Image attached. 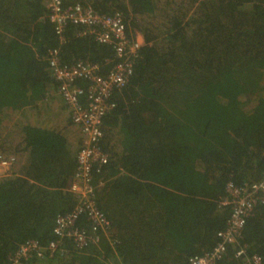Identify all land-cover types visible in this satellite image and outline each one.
<instances>
[{
    "label": "trees",
    "instance_id": "16d2710c",
    "mask_svg": "<svg viewBox=\"0 0 264 264\" xmlns=\"http://www.w3.org/2000/svg\"><path fill=\"white\" fill-rule=\"evenodd\" d=\"M63 1L120 11L143 37L133 74L102 120L109 161L92 180L119 242L114 251L102 238L82 252L65 241L62 253L18 264H187L226 225L227 183L264 173V0ZM47 2L0 0V153L26 154L18 174L0 176V264H13L26 240L45 246L56 216L76 203L67 188L80 131L73 138L42 117L60 109L48 98L57 91L48 50L102 72L113 64L111 47L76 36L74 25L60 44ZM252 254L264 262V203L216 264H245Z\"/></svg>",
    "mask_w": 264,
    "mask_h": 264
},
{
    "label": "built area",
    "instance_id": "2783aa9c",
    "mask_svg": "<svg viewBox=\"0 0 264 264\" xmlns=\"http://www.w3.org/2000/svg\"><path fill=\"white\" fill-rule=\"evenodd\" d=\"M47 9V18L60 44L64 42L67 27L74 25L77 27L76 36L92 37L95 42L111 47L113 64L106 72H102L101 65L81 59L72 63L63 62L58 47L48 50V66L57 83V93L69 110L71 123L78 126L80 131L77 165L67 188L76 197V203L70 212L56 216L52 240L45 246L36 240H26L10 255L13 264L34 256L62 253L66 250L63 245L65 241L72 242L82 252H86L89 244L97 243L102 238L114 251L119 242L112 221L95 202L92 180L94 173L100 172L109 161V154L101 144L104 135L102 120L115 108L116 93L127 86L133 74L140 57L143 37L139 32L127 30L120 11L107 14L79 2L66 5L63 0H48ZM15 162L16 155L0 153L1 176L6 175ZM226 191L227 196L220 200L221 205L230 207L226 225L216 232L215 244L190 255L187 264H216L225 254L228 244L238 242L255 206L264 202V173L258 182L240 185L228 182ZM82 217L85 225L78 222ZM240 255H245L244 247L237 251L236 256ZM116 261L112 264H124L119 259ZM245 264L264 262L260 255L252 254L245 256Z\"/></svg>",
    "mask_w": 264,
    "mask_h": 264
},
{
    "label": "crops",
    "instance_id": "0c3cea01",
    "mask_svg": "<svg viewBox=\"0 0 264 264\" xmlns=\"http://www.w3.org/2000/svg\"><path fill=\"white\" fill-rule=\"evenodd\" d=\"M54 95H55V99L57 97L56 99L57 104H58L57 106L60 107V109L57 111V116H58L57 119L55 120V122L53 121L52 123H55V125L59 129H61L62 132H65V133L69 132L70 136H72L73 138L78 137L79 129L70 123L69 113L60 98L61 96L59 97V94L57 93V91L56 93H54ZM59 99L61 100V102L59 101ZM15 155H16V162L11 170L12 171L11 173L18 174V171L20 170L21 166L25 162L26 154L24 152H19V153H16Z\"/></svg>",
    "mask_w": 264,
    "mask_h": 264
},
{
    "label": "rangeland",
    "instance_id": "374dc122",
    "mask_svg": "<svg viewBox=\"0 0 264 264\" xmlns=\"http://www.w3.org/2000/svg\"><path fill=\"white\" fill-rule=\"evenodd\" d=\"M52 95H54V94H52V93H50V95L48 96V98L49 99H53V103L56 105L57 104V101H56V99H57V97H56V99H55V95L54 96H52ZM244 96L249 100V99H251L253 96H255L254 95V93L253 92H246V93H244ZM60 97V96H59ZM61 98V97H60ZM61 100H63L62 98H61ZM61 100L59 99V101L61 102ZM42 117H45L44 119H47L48 121H50L51 119H57V115L55 114L54 116H47V115H43ZM56 117V118H55ZM76 128H78L79 129V127L78 126H75ZM12 168L13 167H11L8 171H7V174H9V173H11L12 171ZM4 174V173H3ZM2 175V173L0 172V176Z\"/></svg>",
    "mask_w": 264,
    "mask_h": 264
}]
</instances>
